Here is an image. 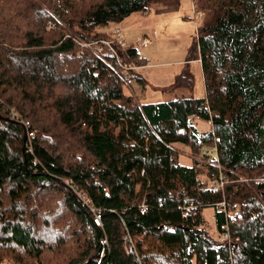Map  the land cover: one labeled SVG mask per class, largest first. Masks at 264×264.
Returning a JSON list of instances; mask_svg holds the SVG:
<instances>
[{"label":"trees","instance_id":"16d2710c","mask_svg":"<svg viewBox=\"0 0 264 264\" xmlns=\"http://www.w3.org/2000/svg\"><path fill=\"white\" fill-rule=\"evenodd\" d=\"M155 2L177 0H0V264H264V0H190L204 95L143 103L122 90L136 49L88 42Z\"/></svg>","mask_w":264,"mask_h":264},{"label":"rangeland","instance_id":"374dc122","mask_svg":"<svg viewBox=\"0 0 264 264\" xmlns=\"http://www.w3.org/2000/svg\"><path fill=\"white\" fill-rule=\"evenodd\" d=\"M155 3L146 14L139 12L131 13L120 21L108 22L106 25L93 28L90 35L96 36L100 34L98 32L111 35L113 29L118 28L125 46L134 47L138 56L141 59L144 58L141 65L131 62L126 64L134 65V69L131 72L132 78L122 87L123 92L131 94L138 102H155L180 97H203V81L199 62L197 59L185 61L194 42L196 28L201 22L200 16L198 14L194 16L190 0H177L175 5L171 3L168 7L162 6L161 3ZM51 16L55 20L56 16L52 14ZM56 22L59 23L58 21ZM47 25L52 26L50 22ZM20 27L22 29L24 24H20ZM69 31L74 34H77V32L83 33L82 35L86 34L84 28L74 26V24L71 25ZM21 35L22 33L14 40L15 44L22 43ZM57 38L58 33L51 32L50 39ZM96 41L101 45L90 46L88 48L91 50V54L102 56L106 53L105 49L111 43L106 42V44L100 38H97ZM114 44L116 45V50L121 48L117 43L113 42ZM77 53L80 55L79 51ZM105 55H108L107 57L110 58L113 57L116 63L119 62L117 55L108 53ZM183 68H187L189 73H191L192 88H171L174 76ZM121 70L120 72H122ZM193 122L197 129H207L209 127V123L203 120L196 119ZM172 148L177 152L178 163L190 165L191 158L187 146L175 143ZM194 157L198 158L201 164L208 162L205 156L201 157L197 154ZM200 167L202 168V172L199 174V177L205 180V167L203 165H200ZM258 179L254 178L253 182H259ZM238 180L244 181L243 178H239ZM206 181V185H210L208 178H206ZM80 199L82 200L81 196ZM202 216L204 218L202 224L204 230L210 235L216 236L217 232L214 227L212 209L209 207L204 208ZM3 262H5V259Z\"/></svg>","mask_w":264,"mask_h":264},{"label":"built area","instance_id":"2783aa9c","mask_svg":"<svg viewBox=\"0 0 264 264\" xmlns=\"http://www.w3.org/2000/svg\"><path fill=\"white\" fill-rule=\"evenodd\" d=\"M112 39H108V38H103L101 40L104 41V43L106 42H109L111 43L110 46L108 48L105 49V52L108 53V54H112V55H117V50L115 49L114 45H113V42L117 43L119 45V40L121 39V32L118 28H114L113 29V32H112ZM88 43H91L92 45L91 46H98V45H101L100 43H98V41H95V42H88ZM107 44V43H106ZM80 54H81V50L79 51ZM121 71L124 73L121 72V75L124 79H126L127 81H129L131 78H132V70L134 69V65H122L121 66ZM129 70V72H128ZM8 119L9 120H12V121H20V118L18 117V114L15 110H9V114H8ZM221 179L219 180V184L216 183V182H212L210 181V187L211 188H215L219 185H221ZM84 202L86 203V200H84ZM92 211H94L93 209H91ZM94 216H93V222L95 224L98 223V215L96 214V211H94ZM222 233H221V236L220 238H226L228 235H227V232L225 231V227H223L222 229Z\"/></svg>","mask_w":264,"mask_h":264},{"label":"crops","instance_id":"0c3cea01","mask_svg":"<svg viewBox=\"0 0 264 264\" xmlns=\"http://www.w3.org/2000/svg\"><path fill=\"white\" fill-rule=\"evenodd\" d=\"M144 42H145V40H144ZM198 61V60H197Z\"/></svg>","mask_w":264,"mask_h":264}]
</instances>
